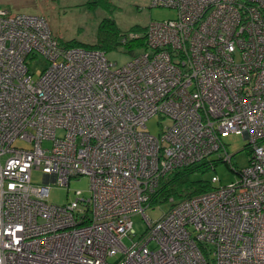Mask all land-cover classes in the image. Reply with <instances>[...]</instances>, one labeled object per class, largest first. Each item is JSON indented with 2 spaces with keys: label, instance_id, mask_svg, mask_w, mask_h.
Instances as JSON below:
<instances>
[{
  "label": "built area",
  "instance_id": "2783aa9c",
  "mask_svg": "<svg viewBox=\"0 0 264 264\" xmlns=\"http://www.w3.org/2000/svg\"><path fill=\"white\" fill-rule=\"evenodd\" d=\"M150 7L178 14L151 22L123 66L61 45L42 15L0 9V264H264V0ZM40 55L49 66L35 79ZM154 116L173 124L153 136ZM237 132L250 156L241 170L225 141ZM214 154L236 182L212 177L153 223L145 211L162 178ZM81 177L89 198L49 202L52 185Z\"/></svg>",
  "mask_w": 264,
  "mask_h": 264
},
{
  "label": "rangeland",
  "instance_id": "374dc122",
  "mask_svg": "<svg viewBox=\"0 0 264 264\" xmlns=\"http://www.w3.org/2000/svg\"><path fill=\"white\" fill-rule=\"evenodd\" d=\"M96 1V0H95ZM94 0L76 1L65 3L62 0L53 1L55 3L54 21L51 17H45L49 25L59 32L60 40L68 43L77 41L84 45H94L99 40V28L105 20H111L115 23L117 28L127 33L134 28H145L151 22L165 21L174 19L177 16V10L168 8H151L149 0ZM38 5L27 3L24 8L25 13L40 14L43 12ZM43 16V15H42ZM52 21L54 23H52ZM57 36V35H56ZM142 53L138 51L136 54ZM107 58L123 66L130 62L134 57L128 53L123 47L108 48L106 52ZM30 71L33 77L37 79L40 74L49 66V61L44 56H38L35 60L29 62ZM173 120L169 118H161L154 116L147 123V130L153 136H159L168 127H171ZM65 133L62 130L57 131V137H64ZM228 151L230 155H234L232 163L237 170L246 168L249 165L248 155V141L245 136L240 133H233L226 138ZM16 146L21 147L23 143L17 141ZM52 142H46L45 146L50 147ZM211 161H215V169L207 170L204 173H197L193 175L194 180L211 181L212 177H218L220 182L217 185L227 186L236 182L238 176L231 169L230 165L219 160L218 154H214ZM32 180L35 185H42L43 174L40 171H34ZM81 190L85 197L89 198L90 180L88 177H81L78 180H72L69 187H61L59 185H52L50 191L49 202L53 205H63L69 201L77 199L75 191ZM82 198V197H80ZM171 208L170 203L158 206H150L145 211V215L153 222L160 220ZM135 229L138 236L145 233L147 225L141 213L133 215ZM125 243L129 244L126 240Z\"/></svg>",
  "mask_w": 264,
  "mask_h": 264
},
{
  "label": "trees",
  "instance_id": "16d2710c",
  "mask_svg": "<svg viewBox=\"0 0 264 264\" xmlns=\"http://www.w3.org/2000/svg\"><path fill=\"white\" fill-rule=\"evenodd\" d=\"M95 1V0H94ZM95 2H100L96 0ZM146 27L134 28L129 32H121L115 23L111 20L102 22L99 28V40L96 44L88 46L77 41L64 42L58 38L61 45L71 47H85L107 52L108 48L123 47L126 53L136 55L138 51H142L147 46ZM132 34H138V39L131 38ZM137 36V35H136ZM215 162H201L184 168L175 169L162 178L159 190L153 197L150 206H158L168 203L170 198L176 201L190 198L210 191L213 188L211 181L194 180L193 175L204 173L207 170H214Z\"/></svg>",
  "mask_w": 264,
  "mask_h": 264
},
{
  "label": "crops",
  "instance_id": "0c3cea01",
  "mask_svg": "<svg viewBox=\"0 0 264 264\" xmlns=\"http://www.w3.org/2000/svg\"><path fill=\"white\" fill-rule=\"evenodd\" d=\"M53 1L56 0H0V9H4L8 11L9 13L16 15V14H29L24 12L25 5L27 3L32 5H38L37 8H40L43 12V16L51 17V19L54 21V17H52L55 9V3ZM65 3L68 2H76V1H87V0H62ZM150 2V0H149ZM32 14V13H31ZM36 14V13H33ZM40 15V14H37ZM46 17V18H47ZM52 21V23H54ZM50 24V23H49ZM51 29L55 35H57V38L59 37V32H56L51 26ZM61 38V37H59Z\"/></svg>",
  "mask_w": 264,
  "mask_h": 264
}]
</instances>
